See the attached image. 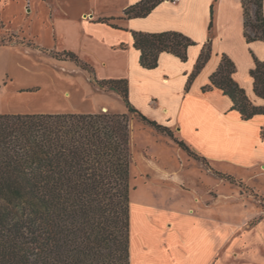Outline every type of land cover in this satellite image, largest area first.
<instances>
[{
  "label": "crops",
  "instance_id": "1",
  "mask_svg": "<svg viewBox=\"0 0 264 264\" xmlns=\"http://www.w3.org/2000/svg\"><path fill=\"white\" fill-rule=\"evenodd\" d=\"M114 1L116 8L112 10L110 17L114 20L110 25L100 21L104 16L89 10L92 8L90 0H53L51 31L57 45L52 50L71 51L91 68L81 67L70 58L57 60L69 64L71 72H84L102 94L122 98L116 90L103 89L98 80L127 79L131 104L149 118L173 129L176 137L185 141L215 172L235 177H242L239 171H246L250 177L263 173L264 114L243 120L239 111L232 109L231 98L222 90H203L225 53L236 64V81L255 105L264 106V98L255 93L251 75L256 59L264 60V40L247 41L242 1L164 0L144 17H126L121 13L140 0ZM212 6L214 18L210 28ZM132 31H180L196 44L189 47L186 61L163 52L158 66L148 69L140 64V50L134 46ZM209 41L211 55L189 84L199 55ZM11 44L22 45L21 42ZM92 50L99 54L96 65L81 56ZM97 67L101 69L100 74L96 72ZM70 85H66L65 95L76 99L70 106L57 104L37 109L27 106L3 113H98L105 109L124 113L111 110L107 104H97L82 87ZM161 134L168 145L180 147L174 139ZM147 160L153 162L151 158ZM219 163L236 170L221 169ZM253 169L260 172H249ZM150 173L162 179L184 180L175 165L155 162ZM146 177L149 179L150 174ZM206 195L212 193L199 198L205 206L225 196L219 194L211 200ZM130 214L131 264H245L241 258L234 260V254L242 256L264 239V209L263 216L248 224L247 229L193 206L175 208L161 202L131 199Z\"/></svg>",
  "mask_w": 264,
  "mask_h": 264
},
{
  "label": "trees",
  "instance_id": "2",
  "mask_svg": "<svg viewBox=\"0 0 264 264\" xmlns=\"http://www.w3.org/2000/svg\"><path fill=\"white\" fill-rule=\"evenodd\" d=\"M163 1L140 0L124 15L147 16ZM241 1L247 41L264 40V0ZM211 16L210 28L213 6ZM100 21L109 23L108 18ZM132 34L140 64L148 69L158 66L163 52L186 61L189 47L196 44L180 31ZM63 53L56 58L91 68L75 53ZM210 55L211 41L199 55L189 84ZM235 71V62L224 53L203 90H222L243 120L264 114V106L255 105L236 81ZM251 74L255 93L264 98V60L256 59ZM98 83L116 90L128 111L0 113V264H131V113L199 156L173 129L131 104L127 79Z\"/></svg>",
  "mask_w": 264,
  "mask_h": 264
},
{
  "label": "rangeland",
  "instance_id": "3",
  "mask_svg": "<svg viewBox=\"0 0 264 264\" xmlns=\"http://www.w3.org/2000/svg\"><path fill=\"white\" fill-rule=\"evenodd\" d=\"M90 1L92 8L89 10H95L96 15L104 16L102 19L108 18L109 23H104L112 25L114 18L110 16L116 8V2ZM52 2L53 0H0V45H3L0 46V113L17 111L28 108L27 106L32 109L50 108L57 104L70 106L76 99L65 95L67 84L79 85L97 104L104 103L111 110L126 112V104L121 97L102 94L96 90L94 83L88 80L84 72H71L69 64L57 60L58 52L52 50L56 49L57 45L51 31ZM251 9L254 10L255 6ZM121 13L124 14V10ZM250 32L252 33L251 30ZM19 42L22 45L11 44ZM58 56L62 57L64 53L59 52ZM81 56L82 59H91L96 65L99 54L92 50L85 51ZM100 70L99 67L96 68L97 74H100ZM101 112L114 113L107 109ZM130 126V199L161 202L175 208L193 206L197 210L202 209L213 214L220 220L229 221L234 225L240 224L244 229H247L253 220L263 216L264 171L251 177L246 171H239L242 177L215 172L201 156L194 157L182 147L168 145L166 140L162 139L164 136L161 132L142 122L134 113L130 114ZM147 157L153 162L147 160ZM155 162L177 166L184 180L151 176L150 170ZM219 165L224 170L227 167L236 170L228 164ZM249 172L256 173L260 170L253 169ZM147 174H150L149 179ZM205 193H212L206 195L211 200L215 196L219 197V194L225 196L205 206L202 204L203 199L199 202V198ZM256 244L254 249L246 251L242 256L234 254V260L239 261L241 258L246 261L245 264H264V239Z\"/></svg>",
  "mask_w": 264,
  "mask_h": 264
}]
</instances>
